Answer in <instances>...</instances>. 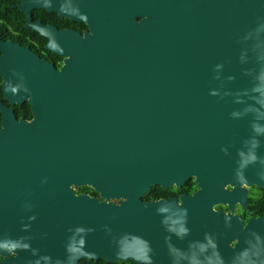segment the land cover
<instances>
[{"label": "water", "instance_id": "1", "mask_svg": "<svg viewBox=\"0 0 264 264\" xmlns=\"http://www.w3.org/2000/svg\"><path fill=\"white\" fill-rule=\"evenodd\" d=\"M14 7L64 60L0 40L2 97L32 114L0 101V264H245L236 217L214 207L264 187V0ZM34 9L88 30L32 22ZM189 180L193 194L143 199Z\"/></svg>", "mask_w": 264, "mask_h": 264}, {"label": "flooded vegetation", "instance_id": "2", "mask_svg": "<svg viewBox=\"0 0 264 264\" xmlns=\"http://www.w3.org/2000/svg\"><path fill=\"white\" fill-rule=\"evenodd\" d=\"M22 14L25 16L23 28L19 25L9 26V32L0 31V40L19 44L31 50L41 59L51 63L58 71L63 64L64 57L56 55L45 48L48 39L26 28L27 17L24 13ZM30 14L32 22L39 21L44 25L55 27L58 31L71 30L84 35L88 30L85 23L70 20L68 18H61L55 12L50 13L44 9H34ZM2 94L0 81V101L13 111L16 119L24 118L25 120H30L32 118L31 109L27 102L21 105H11L8 101L3 99ZM25 114L26 116H24ZM29 115H31V117H29ZM1 117L2 115L0 113V122ZM233 188L234 186H226L227 191H232ZM240 188L243 189L244 193L241 195V199L235 203L232 210L229 208L228 204L215 206L214 209L216 211H223L227 215L232 214L236 217L238 221L237 231L234 233L236 237L228 242L229 246L230 248H234L237 245V249L240 248L242 250L241 260L243 263L256 264V262L264 259V187L241 185ZM195 191L191 193L184 191L178 196L172 194L168 197L172 196L179 198V196L184 193L193 194ZM153 199L159 200L164 198L153 197L150 200ZM225 231L226 233L229 232L227 225L225 226ZM80 264H82L81 261Z\"/></svg>", "mask_w": 264, "mask_h": 264}, {"label": "trees", "instance_id": "3", "mask_svg": "<svg viewBox=\"0 0 264 264\" xmlns=\"http://www.w3.org/2000/svg\"><path fill=\"white\" fill-rule=\"evenodd\" d=\"M17 0H0V31L3 32H9L8 27L19 25L21 28H23V25L25 23V16L14 7ZM1 36V34H0ZM1 81V78H0ZM26 116V114L24 115ZM31 117V115H29ZM196 185L194 184L193 180H189L186 182L181 188H169V189H163L159 186L152 187L148 190V192L143 196L144 200L149 201L151 198H167L169 195H176L178 196L182 192H188L191 193L195 191ZM78 193H86L91 196H98L96 192H94L92 189L88 187H81L78 189ZM82 264H134L131 261L128 262H116V263H110L105 260L100 259L99 261H87L82 260Z\"/></svg>", "mask_w": 264, "mask_h": 264}]
</instances>
